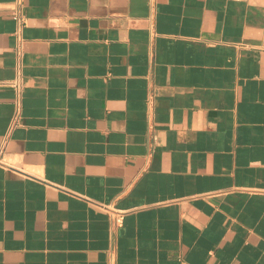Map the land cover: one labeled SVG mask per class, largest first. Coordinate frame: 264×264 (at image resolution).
Listing matches in <instances>:
<instances>
[{
    "label": "crops",
    "instance_id": "0c3cea01",
    "mask_svg": "<svg viewBox=\"0 0 264 264\" xmlns=\"http://www.w3.org/2000/svg\"><path fill=\"white\" fill-rule=\"evenodd\" d=\"M15 7L0 0V138ZM22 14L0 264H264V0H23Z\"/></svg>",
    "mask_w": 264,
    "mask_h": 264
},
{
    "label": "built area",
    "instance_id": "2783aa9c",
    "mask_svg": "<svg viewBox=\"0 0 264 264\" xmlns=\"http://www.w3.org/2000/svg\"><path fill=\"white\" fill-rule=\"evenodd\" d=\"M22 4L23 0H16V7L12 12V18L16 20V29L13 33L15 42L12 48L15 56L14 76L10 80L3 83L10 85L14 90V112L9 120L6 131L0 138V164H3L2 155L6 150L12 131L20 125L21 119L22 95L25 87L23 74L24 47L21 32L24 24ZM121 219L122 216L120 213L114 215L112 217L113 224L117 226L121 222Z\"/></svg>",
    "mask_w": 264,
    "mask_h": 264
}]
</instances>
